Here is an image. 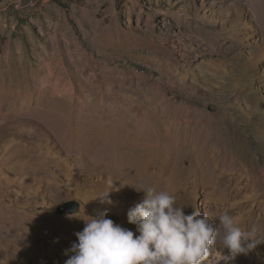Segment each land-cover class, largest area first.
Masks as SVG:
<instances>
[{"label":"rangeland","instance_id":"obj_1","mask_svg":"<svg viewBox=\"0 0 264 264\" xmlns=\"http://www.w3.org/2000/svg\"><path fill=\"white\" fill-rule=\"evenodd\" d=\"M90 60L85 73L154 144L177 128L189 136L185 186L172 189L185 214L227 212L244 230H264V0H0V264H64L65 239L105 208L135 233L126 213L143 198L136 187L152 183L119 144L91 137L112 138L116 121L62 117L52 127L27 114L45 79L81 99ZM215 156L219 166L203 170ZM111 181L118 190L101 203ZM23 224L28 239L16 233ZM217 248L226 264H264V244L236 258Z\"/></svg>","mask_w":264,"mask_h":264},{"label":"clouds","instance_id":"obj_2","mask_svg":"<svg viewBox=\"0 0 264 264\" xmlns=\"http://www.w3.org/2000/svg\"><path fill=\"white\" fill-rule=\"evenodd\" d=\"M112 181L96 196L101 203H111L110 190H118L111 188ZM136 189L143 198L126 213L135 233L108 218V209L98 210L83 218L76 241L64 250V264H226L217 246L236 258L264 244V230H244L227 212L216 217L198 210L185 214L188 205L177 206L169 192L151 186ZM66 218L82 217L66 213Z\"/></svg>","mask_w":264,"mask_h":264},{"label":"bare ground","instance_id":"obj_3","mask_svg":"<svg viewBox=\"0 0 264 264\" xmlns=\"http://www.w3.org/2000/svg\"><path fill=\"white\" fill-rule=\"evenodd\" d=\"M91 64V60L86 64L83 63L81 69V74L84 77L82 79L85 86L84 91L86 92L85 95L81 96V99L73 97L74 95L70 93L67 83L64 84L65 87L61 88L57 81L49 85L48 79H45L41 81L39 90L37 88L34 89V99L28 104L27 114L32 115L30 117H37L39 121L49 123L52 127H56L62 117L69 120H72L73 116L74 118L85 117L90 124L95 127L103 125L106 118L111 117L113 119L112 121H116V130L112 138H106V136L99 137L100 135H97L96 132L98 131L95 129L96 131H94L91 136L92 139L94 141L104 140L106 141V145L119 144V146H117L122 151V156L126 159V162L135 167L136 174L152 183L151 187H155L158 191H167L172 194L174 183H177L176 187L181 189L180 187L185 186L183 179L185 170L181 163L183 160V152L189 148V136H186V134L181 132L178 128L172 131L171 127L167 128L165 126L172 131L171 135H168L167 132L162 134L161 138L164 139L163 148L160 147L162 139L157 145L154 144L156 140L152 138L148 132L140 131L136 114L133 112L127 115L116 94H113L102 84L97 83L95 80V78L97 79V75L85 73ZM112 109L114 113H110ZM130 154H132L134 158H131ZM207 156L210 157L209 155ZM193 162L192 160L191 165ZM201 164L203 170H206L208 166H213L215 169L219 166H214V164H218L217 156L212 159V163H208L203 159ZM133 167L130 169V172H133ZM219 184H221L220 178L215 175L210 182V186L212 189H215ZM224 189L226 188L224 187ZM223 191L224 190H222V192ZM3 219L5 223L7 217ZM15 224H17V222ZM27 228L28 227L24 224L18 228L19 232L16 233H19L20 239H28L30 236L26 231ZM73 237L74 236H70L65 239L64 244L67 248L75 241Z\"/></svg>","mask_w":264,"mask_h":264},{"label":"water","instance_id":"obj_4","mask_svg":"<svg viewBox=\"0 0 264 264\" xmlns=\"http://www.w3.org/2000/svg\"><path fill=\"white\" fill-rule=\"evenodd\" d=\"M75 210V207H66V205H61L60 207L57 208V211L58 212H65V211H68V212H74Z\"/></svg>","mask_w":264,"mask_h":264}]
</instances>
